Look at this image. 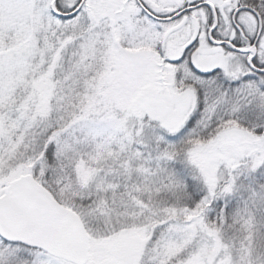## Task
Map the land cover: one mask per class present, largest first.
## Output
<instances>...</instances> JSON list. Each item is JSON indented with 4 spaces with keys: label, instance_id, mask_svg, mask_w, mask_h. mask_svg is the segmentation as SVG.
I'll use <instances>...</instances> for the list:
<instances>
[{
    "label": "snow or ice",
    "instance_id": "snow-or-ice-1",
    "mask_svg": "<svg viewBox=\"0 0 264 264\" xmlns=\"http://www.w3.org/2000/svg\"><path fill=\"white\" fill-rule=\"evenodd\" d=\"M0 264H264V0H0Z\"/></svg>",
    "mask_w": 264,
    "mask_h": 264
}]
</instances>
